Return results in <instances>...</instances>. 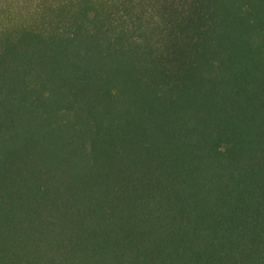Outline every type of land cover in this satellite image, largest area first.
Segmentation results:
<instances>
[{"label": "trees", "instance_id": "obj_1", "mask_svg": "<svg viewBox=\"0 0 264 264\" xmlns=\"http://www.w3.org/2000/svg\"><path fill=\"white\" fill-rule=\"evenodd\" d=\"M8 13L0 264H264V0Z\"/></svg>", "mask_w": 264, "mask_h": 264}, {"label": "rangeland", "instance_id": "obj_2", "mask_svg": "<svg viewBox=\"0 0 264 264\" xmlns=\"http://www.w3.org/2000/svg\"><path fill=\"white\" fill-rule=\"evenodd\" d=\"M36 5V0H0V24L9 16V11L17 16L29 15Z\"/></svg>", "mask_w": 264, "mask_h": 264}]
</instances>
